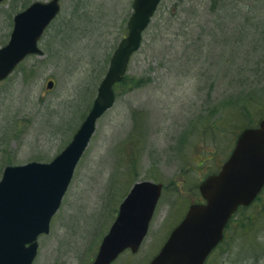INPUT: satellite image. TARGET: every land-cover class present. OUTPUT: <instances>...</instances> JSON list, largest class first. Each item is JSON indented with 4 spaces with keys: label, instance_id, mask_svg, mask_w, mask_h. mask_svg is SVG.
I'll use <instances>...</instances> for the list:
<instances>
[{
    "label": "rangeland",
    "instance_id": "rangeland-1",
    "mask_svg": "<svg viewBox=\"0 0 264 264\" xmlns=\"http://www.w3.org/2000/svg\"><path fill=\"white\" fill-rule=\"evenodd\" d=\"M31 1L0 4V46L13 14ZM131 4L60 0L38 43L42 54L0 81V176L7 164L49 161L70 141L126 32ZM126 78L97 120L32 264H89L140 179L162 182V195L138 251L111 264H144L157 251L199 199V182L219 168L240 130L264 115V0H162ZM262 203L264 191L231 220L206 264H264V225L238 233Z\"/></svg>",
    "mask_w": 264,
    "mask_h": 264
},
{
    "label": "water",
    "instance_id": "water-1",
    "mask_svg": "<svg viewBox=\"0 0 264 264\" xmlns=\"http://www.w3.org/2000/svg\"><path fill=\"white\" fill-rule=\"evenodd\" d=\"M2 0H0L1 2ZM160 0H133L127 35L114 50L87 116L71 141L50 162L9 165L0 179V264H31L36 238L49 231L52 215L95 129L98 117L114 102L112 85L124 74ZM59 11L58 0L34 1L13 16L8 41L0 46V80L28 54H40L37 41ZM48 81L47 88L52 87ZM264 185V118L244 128L220 170L199 185L205 203L191 204L148 264H203L222 239L238 206H248ZM161 183L136 182L119 206L91 264H109L125 248L136 251L160 196Z\"/></svg>",
    "mask_w": 264,
    "mask_h": 264
},
{
    "label": "trees",
    "instance_id": "trees-1",
    "mask_svg": "<svg viewBox=\"0 0 264 264\" xmlns=\"http://www.w3.org/2000/svg\"><path fill=\"white\" fill-rule=\"evenodd\" d=\"M122 82H123V80H122ZM121 83V82H120ZM260 197H261V195H259L258 197H257V199L259 200L260 199ZM257 200V201H258ZM252 207V206H251ZM249 210V208H240L239 210H238V213L239 212H242V211H246V210ZM237 214V213H236ZM236 214L235 215H233L234 216V218L236 217ZM232 216V217H233ZM252 217L253 218H251L250 216H246V218L243 220H241V222H240V224H239V227H238V233H240V234H242V233H244V232H246L245 234H247L248 232H249V230H251V229H256V228H259V226L261 227V226H263L264 224V219L262 218V217H264V203H262V206L260 207V209H258V211L257 212H255V213H252ZM229 227H230V225L229 226H227V228H226V230H228L229 229ZM261 229V228H260ZM260 229H258V230H256V231H259ZM248 231V232H247ZM259 237H257L256 236V242H257V239H258Z\"/></svg>",
    "mask_w": 264,
    "mask_h": 264
}]
</instances>
